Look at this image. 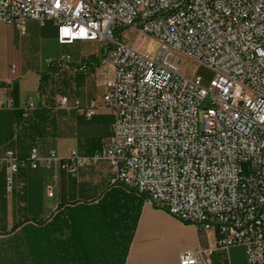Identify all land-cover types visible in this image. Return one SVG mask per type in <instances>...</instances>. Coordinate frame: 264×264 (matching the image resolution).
Returning <instances> with one entry per match:
<instances>
[{"label": "built area", "instance_id": "obj_1", "mask_svg": "<svg viewBox=\"0 0 264 264\" xmlns=\"http://www.w3.org/2000/svg\"><path fill=\"white\" fill-rule=\"evenodd\" d=\"M28 22L51 23L60 45L100 46V64L113 68L102 99L113 123L105 148L90 157L41 155L34 147L21 160L6 152L7 190L25 168L58 165L77 176L107 161L111 186L215 231L216 249L242 247L248 264H264V0H0V30L5 24L25 35ZM124 29L151 38L158 51L129 45ZM187 62L208 70L210 81L182 75ZM48 63L73 59L62 54ZM9 90L0 109L14 107ZM35 108L31 101L25 112ZM96 110L92 102L82 114L92 118ZM211 252H182L180 264H199Z\"/></svg>", "mask_w": 264, "mask_h": 264}, {"label": "crops", "instance_id": "obj_2", "mask_svg": "<svg viewBox=\"0 0 264 264\" xmlns=\"http://www.w3.org/2000/svg\"><path fill=\"white\" fill-rule=\"evenodd\" d=\"M127 31H135L138 40L143 35L134 29L123 34L129 45L141 51L137 38L126 39ZM45 36L61 50V55L69 53L64 48L71 46L58 43L51 23L41 27L37 22H28L25 35L13 26H1L0 103L3 90L9 86L14 107L0 109V158L14 151L26 159L34 147L41 155L55 151L65 158L77 151L90 157L103 150L111 136L113 116L102 99L113 68L95 60L88 71L80 69L81 64L98 54H83L69 65H56L53 85H48L49 89L53 87V93L46 98L51 122L23 123L21 113L28 103L33 101L38 107L45 100L39 89L49 63L32 64L27 55L31 41ZM62 97L68 98L67 106L60 104ZM92 102L97 105L96 114L86 118L82 109L89 108ZM14 179L12 190H7L6 173L0 168V264H67L79 262L83 254L91 259V251H82V237H71L69 233L71 221H76L71 214L81 207L79 204L97 202L110 188V164L102 161L77 176L69 175L58 165L37 171L25 168ZM50 188L53 196L49 195ZM216 240L215 231L184 224L144 202L125 264H180L182 252L201 248L212 252L202 254L199 264H248L244 248L216 249Z\"/></svg>", "mask_w": 264, "mask_h": 264}, {"label": "trees", "instance_id": "obj_3", "mask_svg": "<svg viewBox=\"0 0 264 264\" xmlns=\"http://www.w3.org/2000/svg\"><path fill=\"white\" fill-rule=\"evenodd\" d=\"M126 30L124 29V31ZM94 57L92 55L88 59L89 66H92L95 60L100 63V56ZM55 69L56 65L52 63L42 75L39 91L45 100L40 102L32 112L22 111L23 123L34 125L36 120L39 123L51 122L52 115L50 109L46 108V98L53 93V87L49 89L48 85L53 82ZM145 199L146 197L129 192L122 186H110L97 202L79 204L81 207L71 214L76 216V221L75 223L71 221L69 233L71 237L74 234L81 236L82 251H91L92 255L89 259L86 258L87 255L83 254L79 262L66 263L125 264ZM94 252H96L95 255ZM50 264H57V262H50Z\"/></svg>", "mask_w": 264, "mask_h": 264}, {"label": "rangeland", "instance_id": "obj_4", "mask_svg": "<svg viewBox=\"0 0 264 264\" xmlns=\"http://www.w3.org/2000/svg\"><path fill=\"white\" fill-rule=\"evenodd\" d=\"M143 36L140 40L136 41L138 44V49L142 52H149L155 54L158 51V44L155 43L151 38L147 37L146 35L142 34ZM138 34L135 31H127L125 34L126 39H131V41L137 38ZM31 48L28 50V58L32 64L36 65H43L47 64L49 59L58 60L61 55V50L55 45V43L49 37H43L42 39L35 38V40L31 41L30 44ZM64 50L68 52L71 56L73 61L79 59V57L83 56V54H100L101 48L96 43H78L71 48L65 47ZM64 52V51H63ZM64 52V53H66ZM67 54V53H66ZM95 56V55H94ZM59 57V58H58ZM58 58V59H57ZM181 74L192 78L193 76H201L204 79V83H208L212 77L211 73L204 68L194 66L191 63H185L181 68ZM204 111H200V118L202 121Z\"/></svg>", "mask_w": 264, "mask_h": 264}, {"label": "clouds", "instance_id": "obj_5", "mask_svg": "<svg viewBox=\"0 0 264 264\" xmlns=\"http://www.w3.org/2000/svg\"><path fill=\"white\" fill-rule=\"evenodd\" d=\"M190 264H196L195 260H192V261L190 262Z\"/></svg>", "mask_w": 264, "mask_h": 264}]
</instances>
